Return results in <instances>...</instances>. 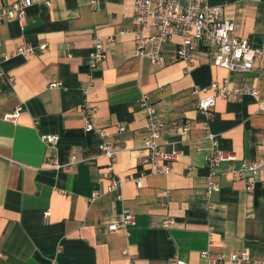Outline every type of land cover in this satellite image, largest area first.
I'll list each match as a JSON object with an SVG mask.
<instances>
[{
    "label": "crops",
    "instance_id": "obj_1",
    "mask_svg": "<svg viewBox=\"0 0 264 264\" xmlns=\"http://www.w3.org/2000/svg\"><path fill=\"white\" fill-rule=\"evenodd\" d=\"M17 0H0L9 5ZM233 20L236 33L264 47V0H209ZM132 0H31L27 15L0 21V247L5 264H206L208 250L219 264L244 249L249 264H264V163L256 174L234 172L242 160H264V66L259 56L249 71L213 64L200 45L191 62L165 45L162 64L135 55ZM105 40L106 59L90 65L96 38ZM110 38H113L110 40ZM23 44L29 57L13 52ZM46 44L45 48H40ZM10 57L4 60V56ZM229 80L230 87L255 89L241 99L217 97L213 118L196 108L195 86ZM60 82L58 86H51ZM88 88V92H85ZM211 89L200 91L205 96ZM148 94L164 123V148L182 151L170 173L141 176L146 154ZM97 106L95 123L119 152L113 164L100 150L102 137L84 129L81 105ZM22 110L16 121L6 116ZM126 123V129L117 126ZM190 123L184 134L182 124ZM209 123L221 148L236 152L218 176L219 190L207 191V156L213 150ZM44 134L60 136L57 147ZM62 165L55 168L51 158ZM112 165V168H110ZM140 178L142 186L135 180ZM102 179V180H101ZM113 179L124 180L110 190ZM254 188L248 189V181ZM136 216L112 229L124 210ZM49 213L46 216V213ZM173 218L174 224L165 221ZM125 250L128 251L125 254Z\"/></svg>",
    "mask_w": 264,
    "mask_h": 264
},
{
    "label": "built area",
    "instance_id": "obj_2",
    "mask_svg": "<svg viewBox=\"0 0 264 264\" xmlns=\"http://www.w3.org/2000/svg\"><path fill=\"white\" fill-rule=\"evenodd\" d=\"M134 10L135 25L132 30L134 36L135 55L139 58L148 57L158 64L165 61V45L174 43L176 45L177 59L184 62H191L194 51L200 45H206L212 55L213 64L236 71H249L254 65V61L259 56L261 65L264 66V47L255 48L250 41L242 38L236 33V24L229 18H224L223 8L213 5L209 0H132ZM45 3L51 5V0H45ZM31 5V0H17L9 5H0V21L10 22L16 19H22L27 15V8ZM113 38H110L112 40ZM46 44H41L40 48H45ZM35 48L28 44H23L17 48L11 55L18 54L29 57L34 54ZM10 56L5 55L4 60ZM107 57L105 49V40L96 38L92 50L90 51V65L96 67ZM1 65V59H0ZM0 74L3 71L0 70ZM229 80L223 82H212L209 88H200L195 86L193 93L197 96L196 108L206 114L208 119L213 118V108L217 97L241 99L245 93L257 94L258 91L243 86H229ZM60 82H53L51 86H58ZM201 89H211V92L205 96H200ZM88 92V88L84 89ZM140 105L146 111V124L144 132V155L141 163L144 170L141 176H147L153 173H170L173 170V163L182 156V151L173 148L167 150L164 148L162 138V128L164 123L159 119L158 109L150 100L148 94H143L140 98ZM84 129L86 132H97L102 137L100 150L104 156L110 159L111 164L115 162L118 156L116 144L108 138V133L96 125L94 117L97 106L88 100L82 103ZM22 106L8 114V120L16 121ZM260 110L264 111V103L260 104ZM184 134L191 130V125L185 122L181 126ZM126 129V123L122 122L117 126L118 131ZM208 139L213 144V150L207 156L208 175L207 191L210 196L212 192L219 190L218 176L221 173L222 165L225 162H234L238 160L236 152L223 149L218 144L217 135L211 130L209 123L204 125ZM42 139L53 147H57L60 136L58 134H44ZM55 168H61L57 156L51 158ZM264 160L250 161L242 160L241 167L234 173L239 176H245L246 171L256 174L258 168ZM112 168V165H110ZM102 180V179H101ZM139 187L142 186L140 178L135 180ZM124 180L113 179L109 186L110 190L120 188ZM254 188V182L248 181V189ZM49 213H46V216ZM136 220L134 212L124 210L122 218L112 225V229L126 228ZM174 224L173 218H168L165 225ZM128 251L125 250V254ZM201 257L206 264H219L224 260V256L213 257L208 250L201 252ZM6 254L0 247V264H5ZM177 264H185L180 258L175 256L171 258ZM228 261L231 264H249L252 260L247 249L233 253ZM128 264H138L137 259L130 258Z\"/></svg>",
    "mask_w": 264,
    "mask_h": 264
}]
</instances>
